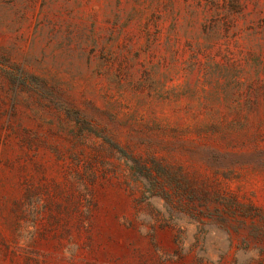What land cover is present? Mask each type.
I'll list each match as a JSON object with an SVG mask.
<instances>
[{
	"label": "rangeland",
	"instance_id": "374dc122",
	"mask_svg": "<svg viewBox=\"0 0 264 264\" xmlns=\"http://www.w3.org/2000/svg\"><path fill=\"white\" fill-rule=\"evenodd\" d=\"M0 264H264V0H0Z\"/></svg>",
	"mask_w": 264,
	"mask_h": 264
}]
</instances>
